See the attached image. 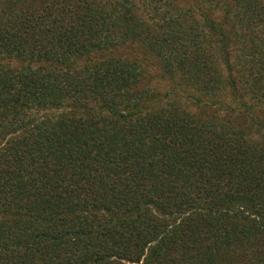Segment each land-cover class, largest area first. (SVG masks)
Segmentation results:
<instances>
[{
	"label": "trees",
	"instance_id": "obj_1",
	"mask_svg": "<svg viewBox=\"0 0 264 264\" xmlns=\"http://www.w3.org/2000/svg\"><path fill=\"white\" fill-rule=\"evenodd\" d=\"M0 214V264H264V0H0Z\"/></svg>",
	"mask_w": 264,
	"mask_h": 264
},
{
	"label": "rangeland",
	"instance_id": "obj_2",
	"mask_svg": "<svg viewBox=\"0 0 264 264\" xmlns=\"http://www.w3.org/2000/svg\"><path fill=\"white\" fill-rule=\"evenodd\" d=\"M183 5L185 4L182 3V6ZM95 57H96L95 61H99V59L105 60V59L113 58L127 62L137 63V65L140 67L141 71L143 72L141 87H149L150 89L158 92L162 97H166L168 93L174 90L173 88L175 87V82H173L170 79V77L163 71L159 61L156 58L152 57L151 55L146 54L144 50L137 43L131 42L115 50H110L109 52L105 53L103 56L95 55ZM5 64L7 66L12 67L13 69H20L22 67L27 66V63L18 62L16 60H8L5 62ZM81 65L83 64L78 63L76 65V68L81 67ZM36 66L37 65L35 64V67ZM49 67L50 66H48V68ZM173 94L175 101L184 104L190 112L196 113L198 111L195 108L194 103L190 99V96L195 94V92H193L191 88L178 87L177 89H175V92ZM174 98L170 97L169 100H172ZM63 112L64 110L62 109L60 110L48 109L39 112L38 117L54 118V117H58ZM3 219H5V217L0 214V221Z\"/></svg>",
	"mask_w": 264,
	"mask_h": 264
}]
</instances>
